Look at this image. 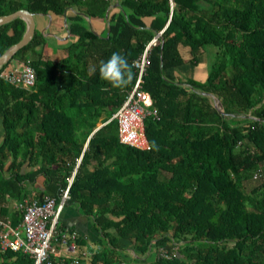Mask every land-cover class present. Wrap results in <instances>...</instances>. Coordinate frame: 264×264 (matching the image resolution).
<instances>
[{"label": "trees", "instance_id": "16d2710c", "mask_svg": "<svg viewBox=\"0 0 264 264\" xmlns=\"http://www.w3.org/2000/svg\"><path fill=\"white\" fill-rule=\"evenodd\" d=\"M21 8L64 17L75 40L66 59H45L35 29L12 58L30 59L35 86L0 77V203L58 197L80 158L67 203L99 232L91 264H264V0H0V16ZM90 19L105 20L104 34ZM25 30L20 17L1 25L0 55ZM154 36L142 88L158 117L145 119L141 150L119 142L111 117ZM182 48L194 65L209 53L204 80L170 76L186 62ZM114 51L133 72L125 86L93 71ZM251 179L259 183L245 190ZM13 257L32 264L0 249V264Z\"/></svg>", "mask_w": 264, "mask_h": 264}, {"label": "built area", "instance_id": "2783aa9c", "mask_svg": "<svg viewBox=\"0 0 264 264\" xmlns=\"http://www.w3.org/2000/svg\"><path fill=\"white\" fill-rule=\"evenodd\" d=\"M160 32L158 33V35ZM158 43L154 36L144 47L140 55L132 61L137 76L135 84L126 93L123 102L112 114L117 122L119 142L141 150L150 148L145 133V119L157 118V112L151 108V97L143 88V76L149 65L151 46ZM0 77L15 87L32 89L36 84V72L30 59L17 60L10 68H3ZM80 158H77L72 175L58 197L45 195L41 201L22 198L14 202L13 208L19 217L18 224H13L12 215L4 214L0 203V249L2 251H19L32 259V264H91L95 250L83 248L77 250L75 233L59 232L60 214L69 200V187ZM258 174L254 175L257 178ZM162 256L169 254L159 249ZM119 264H136L120 262Z\"/></svg>", "mask_w": 264, "mask_h": 264}, {"label": "crops", "instance_id": "0c3cea01", "mask_svg": "<svg viewBox=\"0 0 264 264\" xmlns=\"http://www.w3.org/2000/svg\"><path fill=\"white\" fill-rule=\"evenodd\" d=\"M36 16H39L36 18ZM35 29L41 31L46 37L56 39L59 44L58 52L53 59L48 55L44 54L43 58H48L53 61H60L67 58L66 46L75 40L74 36L70 35L65 28V18L58 15H35ZM90 27L99 34H104L107 23L101 19H90L88 20ZM38 48V47H37ZM39 49V48H38ZM186 62L175 69L169 70L168 73L174 78L175 81H184L186 78H194L198 80H204L207 76L208 63L207 54L203 53L199 56L198 63L196 65L188 61L189 53L186 48L181 49ZM37 188L42 187V180L38 179ZM35 185V187H36ZM14 203L6 204L4 207L7 208V214L13 215ZM58 231L69 233H75L78 239L82 240V243H77V250L88 248L97 250L101 246V240L99 239V232L92 224L91 219L79 212L75 205L66 203L59 218ZM77 240V239H76ZM124 253H132L130 244L124 242ZM14 257L11 259V264L14 262Z\"/></svg>", "mask_w": 264, "mask_h": 264}, {"label": "water", "instance_id": "95a60500", "mask_svg": "<svg viewBox=\"0 0 264 264\" xmlns=\"http://www.w3.org/2000/svg\"><path fill=\"white\" fill-rule=\"evenodd\" d=\"M34 14L29 12L27 9L21 8L16 10L15 12H11L9 14H5L0 16V26L4 25L6 23L11 22L13 19L20 17L25 20L26 22V30L21 37V39L12 44L10 47H8L1 55H0V67L7 64L9 61L12 60L14 54L23 46H25L34 36L35 33V19ZM107 16V13H106ZM66 22V20H65ZM107 37V36H106ZM212 98L214 107L222 114L225 115L222 109V105L218 98H216L214 95L210 93H204ZM102 124L98 125L96 129H98ZM95 129V130H96ZM86 147V144L84 148Z\"/></svg>", "mask_w": 264, "mask_h": 264}, {"label": "clouds", "instance_id": "9594fccd", "mask_svg": "<svg viewBox=\"0 0 264 264\" xmlns=\"http://www.w3.org/2000/svg\"><path fill=\"white\" fill-rule=\"evenodd\" d=\"M100 77L114 87L125 86L132 79L133 72L127 57L119 51H114L110 56L100 61L98 69H93Z\"/></svg>", "mask_w": 264, "mask_h": 264}, {"label": "rangeland", "instance_id": "374dc122", "mask_svg": "<svg viewBox=\"0 0 264 264\" xmlns=\"http://www.w3.org/2000/svg\"><path fill=\"white\" fill-rule=\"evenodd\" d=\"M39 17V16H36V18ZM41 32V31H40ZM44 36V40H43V44L41 47H38L39 49H41L43 51L44 54L46 55H50L49 57L51 59H53L55 57V55L57 54L58 52V48L60 47L59 44H58V41L56 39H53V38H50V37H46L45 35ZM37 48V50H39ZM29 56H32L31 53L28 54ZM31 58V57H30ZM211 57L209 56V53L207 54V63L210 61ZM14 60H11L7 65H6V68H10V65L11 63L13 62ZM209 64V63H208ZM213 102V101H212ZM99 124V123H98ZM1 133H2V129L0 127V139H1ZM42 180V178H39ZM43 182V181H42ZM259 181L257 179H251L249 182H247L246 186H245V190H249L251 187H253L254 185L258 184ZM28 189L30 191H32V189H35V187H32L31 185H28L27 186ZM37 187V185H36ZM67 233H69V230H66Z\"/></svg>", "mask_w": 264, "mask_h": 264}]
</instances>
